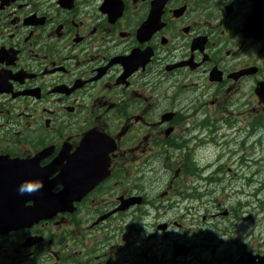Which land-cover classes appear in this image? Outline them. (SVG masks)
Masks as SVG:
<instances>
[{"label": "flooded vegetation", "instance_id": "af4514ba", "mask_svg": "<svg viewBox=\"0 0 264 264\" xmlns=\"http://www.w3.org/2000/svg\"><path fill=\"white\" fill-rule=\"evenodd\" d=\"M258 91L264 0H0V220L20 166L65 204L0 221V264H264L263 214L234 241L177 223L207 155L230 172L261 149ZM242 193L263 213L264 183Z\"/></svg>", "mask_w": 264, "mask_h": 264}, {"label": "rangeland", "instance_id": "374dc122", "mask_svg": "<svg viewBox=\"0 0 264 264\" xmlns=\"http://www.w3.org/2000/svg\"><path fill=\"white\" fill-rule=\"evenodd\" d=\"M242 155V154H241ZM240 155H237L236 158H238ZM224 157V155H222V158ZM263 157L264 158V152H260V153H257L254 157H253V160H255V162L259 161L260 158ZM235 158V159H236ZM207 159L210 161L211 158L207 157ZM145 163L141 164V165H144ZM233 165H235L234 163H232ZM259 164V163H258ZM140 166V165H138ZM137 167V166H136ZM234 169L237 170L238 173L236 172H231V176H233L235 179L238 178V175L239 174H242V179L240 182L237 183L238 187L240 188V190H247L249 193H251V191L253 190V188L249 187L248 186V183H247V174L245 173L246 170H249L250 173H253V172H256L258 175H257V181H264V166L262 165H257L255 167V165H251V166H243V167H239V168H236V167H232ZM228 171V170H227ZM135 172L137 173H147L149 174L148 177H149V180H158V173H148V171H145V172H141V171H138L136 170ZM229 172V171H228ZM128 173V172H127ZM126 173V174H127ZM132 175V172L130 173ZM169 175H172L174 177V173L172 172L171 174L168 173V174H165V178L164 180L168 179ZM131 177V176H130ZM116 178L117 180L118 179H121L123 178V176H121L120 174H117L116 175ZM116 180V181H117ZM120 182V181H118ZM217 186V185H216ZM215 187V186H214ZM213 188V186H212ZM223 205H218V203H215L213 200L212 202L206 204L205 206L203 205L200 209V212L198 214V216H200L201 218H203L204 216H206L205 214H209V213H212V215H215L217 214L218 212H220L222 209H233V208H236L238 209V206L236 205V203H234L233 200H230L228 203H222ZM240 206V205H239ZM243 206V209L241 211V214H242V218H246V216H249V213L251 212V208H247L249 207L248 205H246L247 207H245V205H242ZM264 207V205H263ZM216 221V220H214ZM219 221V220H217ZM243 234H245V232H243ZM228 239V238H226Z\"/></svg>", "mask_w": 264, "mask_h": 264}, {"label": "water", "instance_id": "95a60500", "mask_svg": "<svg viewBox=\"0 0 264 264\" xmlns=\"http://www.w3.org/2000/svg\"><path fill=\"white\" fill-rule=\"evenodd\" d=\"M19 186H20L21 189H22V188L25 189V191L28 190V189L31 190L29 183H26V181H25V182H22ZM31 197H32V195H30V196L25 195L24 200H23V201L20 200L19 208L21 209L22 206H24V207L21 209V212H22V214H24V215L33 216V215L37 214L38 211H39L40 208H41L40 204H36V209H35V210L32 209V208L29 209V208L26 207V204H27L26 202L29 201V200H31ZM2 213L6 215L7 213L9 214L10 212H9V210L7 209V210L2 211ZM8 214H7L8 217H4V218H2V219L0 220V221L2 222V224L5 223V222H8V223L11 222V220H10ZM29 216H28V217H29ZM35 216H36V215H35ZM35 216H34V217H35ZM25 221H26V218H25Z\"/></svg>", "mask_w": 264, "mask_h": 264}, {"label": "clouds", "instance_id": "9594fccd", "mask_svg": "<svg viewBox=\"0 0 264 264\" xmlns=\"http://www.w3.org/2000/svg\"><path fill=\"white\" fill-rule=\"evenodd\" d=\"M20 191H21V192H23L24 190H23V189H21Z\"/></svg>", "mask_w": 264, "mask_h": 264}]
</instances>
